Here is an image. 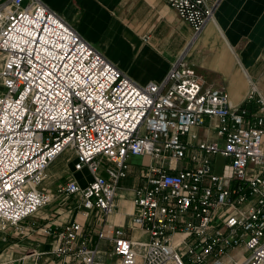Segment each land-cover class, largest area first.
<instances>
[{
    "label": "built area",
    "instance_id": "built-area-1",
    "mask_svg": "<svg viewBox=\"0 0 264 264\" xmlns=\"http://www.w3.org/2000/svg\"><path fill=\"white\" fill-rule=\"evenodd\" d=\"M167 1L195 34L221 2ZM256 91L235 106L183 62L163 81L140 84L42 0H0V228L20 226L63 192L85 219L40 227L54 236L50 264H264L263 96L259 111L249 108ZM212 119L209 140L199 128ZM66 150L92 178L54 191L48 169ZM134 155L151 161L139 173L136 210L116 224L109 216ZM218 157L231 175L216 171Z\"/></svg>",
    "mask_w": 264,
    "mask_h": 264
},
{
    "label": "crops",
    "instance_id": "crops-1",
    "mask_svg": "<svg viewBox=\"0 0 264 264\" xmlns=\"http://www.w3.org/2000/svg\"><path fill=\"white\" fill-rule=\"evenodd\" d=\"M42 1L140 84L163 81L175 62H183L196 69L206 86L223 87L237 106L245 102L253 85L260 81L257 76L264 68V0H221L214 17L198 34L167 0ZM261 94L257 88L254 101L249 104L252 112L259 111L257 100ZM217 123L212 119L201 126V136L214 140ZM67 154L71 155L68 159L71 167L63 175L67 177L64 183L76 179L86 185L92 176L87 168L74 169L71 151L66 150L56 160ZM150 161L148 156L129 158L128 175L119 183L118 204L109 216L111 222H129L130 214L136 210L133 198L141 184L140 170ZM54 162L48 169V177ZM191 164L189 158L178 162L179 167ZM216 164V171L223 173L228 160L218 157ZM83 174L89 175V179L84 180ZM62 184L59 182L57 187ZM70 202L73 204L68 208ZM57 204L59 207L54 209ZM74 219H85L84 211L73 197L58 195L57 202L27 218L20 226L0 228V262L33 264L44 259L48 263L51 256L45 252L52 249L54 236H47L40 227L47 223L61 227ZM91 228L88 225L85 229ZM32 252L43 258L29 255Z\"/></svg>",
    "mask_w": 264,
    "mask_h": 264
},
{
    "label": "rangeland",
    "instance_id": "rangeland-1",
    "mask_svg": "<svg viewBox=\"0 0 264 264\" xmlns=\"http://www.w3.org/2000/svg\"><path fill=\"white\" fill-rule=\"evenodd\" d=\"M257 77L260 80L259 82H260L261 88L264 90V68L262 69V72H260V74ZM261 95L264 98V95L263 94H261ZM70 156L71 155H68V154L67 155H64L63 157L61 156L58 160H56L54 162V164L50 168L51 177H47L48 179L45 182V184L48 185L49 187H52L54 189V191H57V189H58L57 184L59 182H63V184H64L65 179L67 178L65 176L63 177V175L71 167V163L67 161V159H69ZM105 163H106V165H109V163H107V162H105ZM102 174L106 176V174L104 172H102ZM224 174L225 175H231L230 168L227 169L225 167ZM82 177H83L84 180H88L89 179V175H86V174L85 175L83 174ZM127 183H129V184L132 183L131 182V179L130 180H127ZM59 195L61 197L66 196V195H64L63 192H59ZM57 199H58V197L51 204L57 202ZM63 201H65V200H63ZM72 204H73V202L67 203V207L68 208L72 207ZM50 205H48L47 207H49ZM56 207H59V205L57 204L54 209H56Z\"/></svg>",
    "mask_w": 264,
    "mask_h": 264
},
{
    "label": "bare ground",
    "instance_id": "bare-ground-1",
    "mask_svg": "<svg viewBox=\"0 0 264 264\" xmlns=\"http://www.w3.org/2000/svg\"><path fill=\"white\" fill-rule=\"evenodd\" d=\"M253 86H254L255 90H257V88L260 89L262 94L264 95V90L261 88V85H260L259 81H257ZM67 161H68V159H67Z\"/></svg>",
    "mask_w": 264,
    "mask_h": 264
}]
</instances>
